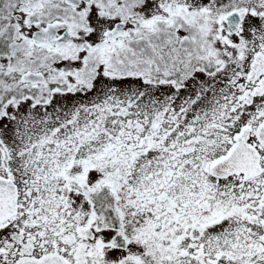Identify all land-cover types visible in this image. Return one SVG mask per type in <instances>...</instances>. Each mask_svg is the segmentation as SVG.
I'll return each instance as SVG.
<instances>
[{
  "label": "snow or ice",
  "instance_id": "obj_1",
  "mask_svg": "<svg viewBox=\"0 0 264 264\" xmlns=\"http://www.w3.org/2000/svg\"><path fill=\"white\" fill-rule=\"evenodd\" d=\"M0 264H264V0H0Z\"/></svg>",
  "mask_w": 264,
  "mask_h": 264
}]
</instances>
